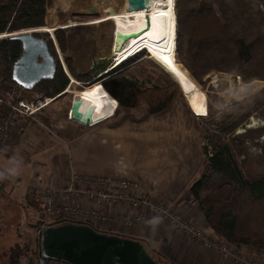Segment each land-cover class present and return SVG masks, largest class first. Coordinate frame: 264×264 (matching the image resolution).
Masks as SVG:
<instances>
[{
	"label": "trees",
	"instance_id": "1",
	"mask_svg": "<svg viewBox=\"0 0 264 264\" xmlns=\"http://www.w3.org/2000/svg\"><path fill=\"white\" fill-rule=\"evenodd\" d=\"M46 2L47 0H0V36L55 28L45 26ZM175 10L177 61L194 80L201 83L211 72H216L239 78L244 84L255 80L264 82V0H175ZM36 37L47 42L54 57L51 42L38 35ZM60 47L63 48L62 45ZM21 53L19 42L8 39L0 42V77L7 87L16 86L11 80V71ZM136 58H128L96 83L102 86L109 97L116 100L118 109L115 113L120 111L123 120L141 122L165 111L171 105L175 92L163 86L139 90L135 84L123 79L126 64ZM104 68L105 65L94 68L92 79L98 81V76L107 70ZM80 78L84 77L77 76V79ZM73 80L75 81L74 78ZM74 85L70 84V88ZM68 86V78L56 62L54 78L40 82L34 90L44 97L54 98ZM261 87L262 84L259 83L247 86L240 83L236 92L242 98L256 93ZM195 95L185 94L188 96V104ZM263 103L264 87L247 101L232 108V111H241L242 116L232 122L231 127L223 128L224 122L221 123L220 120L216 129L219 133L208 136L215 138L211 149L208 151L199 145L203 150V161L199 174L189 189L205 226L237 250L259 251L264 247V175L255 178L245 175L238 160L239 155L233 152L228 144L229 138L225 135L230 137L250 115L259 111ZM137 108L144 112L135 116ZM228 110L221 112V119L226 117L229 120L237 113L234 111L229 114ZM192 120L196 138L198 118L193 116ZM199 120L202 125L211 121L204 120L203 123V119ZM210 127L212 129L214 126ZM223 136L227 138L226 141ZM36 221L37 227L39 216ZM39 240L40 237L35 242L11 247L5 255L8 264H19L22 259L31 262L37 260L40 254Z\"/></svg>",
	"mask_w": 264,
	"mask_h": 264
},
{
	"label": "crops",
	"instance_id": "2",
	"mask_svg": "<svg viewBox=\"0 0 264 264\" xmlns=\"http://www.w3.org/2000/svg\"><path fill=\"white\" fill-rule=\"evenodd\" d=\"M106 1L103 4L102 0H94L97 5H105L106 9L113 12L126 8V0ZM53 2L57 4L55 0ZM78 2L84 4L83 0H67L65 5L73 7ZM52 4V1L49 3L47 0L45 24L47 21H55L63 14L67 16L70 11L68 8L55 9ZM57 9L58 13L55 11ZM104 54L101 52V55ZM106 59L93 58L88 69L97 64L99 66H95L96 69L106 66ZM83 85L87 86L85 83ZM97 88L99 89L98 84L87 88L92 93L89 108L95 124L85 126L68 118L72 101L77 97L76 91H81L75 87H72V93L71 88L67 90L73 100L67 104L57 103L60 101L57 98L41 113L40 116L45 118L29 124L25 139L11 155L15 156L20 170L9 173V165H0V193H4L9 187L6 195L15 198L16 184L22 182L20 177L24 175L20 173L29 165L34 174L28 179L24 194L27 206V190L38 172H42L41 187L46 185V176L51 174L55 180V188H61L72 173L135 180L139 184V196H147L170 209L183 221L204 228L203 216L189 194V189L199 174L203 154L195 138L193 112L184 98L185 94L181 92L184 102L174 100L165 111L141 122H134L123 120L120 111L114 114L116 101L108 95L107 98L104 97L106 93L99 92ZM44 126L50 127L57 137L44 132ZM19 204L22 203L12 202L14 209L19 208ZM91 207L102 209V205L98 204H91ZM105 209L111 215L129 213L125 206ZM152 220L154 218L150 217L144 224L131 228L118 223L98 222H92L89 226L102 233L138 240L156 264H231L222 261L215 254L205 252L166 222L160 221L154 226L150 223Z\"/></svg>",
	"mask_w": 264,
	"mask_h": 264
},
{
	"label": "rangeland",
	"instance_id": "3",
	"mask_svg": "<svg viewBox=\"0 0 264 264\" xmlns=\"http://www.w3.org/2000/svg\"><path fill=\"white\" fill-rule=\"evenodd\" d=\"M51 1L53 3V8L54 6L55 9L56 7L61 9L68 8L67 10L70 11L67 16L63 14V16L61 15V17L56 18L55 21H47L45 26H55V29H45V31H48V33H37V35L43 37L44 39L46 38L51 42L52 49L53 51H55L53 53L56 62H58V64L60 65V69L62 70L64 75L67 76L69 83L70 79L73 80V78L75 79V81H77L75 82L73 80L72 82L73 84H75L74 87L76 89L80 90L81 87L89 88L92 85L97 84V81L92 79V75H94L92 74V70L95 68V66H99V64L93 66L94 68L92 67L91 69H88V66L90 65L89 62H92L93 58H107L104 63L106 64V68L108 69L113 64H115V61H117V59H119L122 55L128 56L127 54L133 50V48L136 46L135 44L141 38H128L124 40L122 37L127 34L137 33L143 29L144 25L142 24H144V20L141 22L142 24H139V18L132 19V22L113 21L110 23H105L92 27L71 29L69 28L64 30L57 29L62 26V28H64V25L68 24L81 23L98 19L101 16L106 15L104 12L106 10V7H104L105 5H97L94 0H83L84 4L78 2L73 7L65 5V1L67 0H55L57 2L56 5L53 0H49V3H51ZM68 1L70 2L71 0ZM102 2L103 4L107 3L106 0H102ZM173 5L176 22L174 50L175 59L177 61L175 46L177 38V20L174 0ZM74 10L75 12H73ZM55 11L58 13V9ZM61 45L63 46V48L60 47ZM101 52H104L105 54L101 55ZM148 52L145 50L139 51L137 53V56H135L137 58L135 60H131L130 63L126 64L125 68L127 70L122 75V78L135 84L139 88V90L148 87H168L170 91L175 92L172 102L174 100L184 102L185 100L183 99L187 98L188 96H184L183 98L181 92L184 93L186 91L182 88L179 89L176 83H174V81L170 78V76L164 72L165 70L162 66V60H155L153 55H151L150 52L149 54ZM177 63L180 64L178 61ZM106 68H104V70ZM182 68L184 67L182 66ZM71 70L73 73L71 72ZM77 76H81L84 78L77 79ZM89 76L91 77L89 78ZM194 81L198 85V90L192 93V95H196L189 100V104L191 105L190 108L193 112L192 115L195 118H198L199 125L196 132V139L200 147L205 148L209 151L211 149L213 141H215V138L213 139L212 137L208 136H211V134L217 135L219 133L216 129L220 125V120L221 123L224 122L223 128L228 129L229 127H231L230 125L232 122H236V120H238L237 118H239V116H242L241 111L234 110L237 113H234L233 117L227 120L226 117L221 119V117L223 116L222 113H224V111L228 110L229 108L231 109L227 112H230L229 114L233 113L234 111H232V108H236V104L245 102V100L247 101L248 99H250L251 96L262 90L264 87V82L259 80L252 81L250 84L259 83L262 84V87L256 93L252 95L247 94L245 97L241 98L240 95H238V92H236L237 88L239 87V84L241 83L245 86L250 84H244L239 78L237 79L227 74L211 72L208 76L203 78L201 83L197 82L196 80ZM76 83H78V85H76ZM84 83L87 86H84ZM98 85V91L104 94V91L101 90V85ZM72 91L74 90H72L71 88L70 93H72ZM32 93L39 92H36L33 89V91L26 92V94L22 93L21 95L28 100L31 97L30 94ZM70 93H67L62 96L59 99L60 101H57V103H69L72 99V95ZM104 97L107 98V94H104ZM193 107H195L196 109ZM52 108L53 107H51V109ZM135 110V116L144 112L140 108H137ZM40 115L41 114L34 116V118L29 122V124H31L32 121L37 122L39 118L44 117ZM250 116L251 117H249L245 122H243L230 137L227 135L225 136L229 138L228 144L231 146L233 152L236 155L238 153V160L245 175H247L248 177L255 178L264 175V103L259 108V111ZM199 119H203V123L204 120L211 121L210 123H204V125H202L201 122H199ZM28 121L29 120H27V122ZM210 126L214 127H212L211 129ZM43 131L45 132V130ZM226 137L223 136V139L225 141L227 140ZM16 151L17 150L12 152L10 155H7L9 156V158H2L3 156H0V165L7 164L11 167V170L7 169V172L9 173H12L11 171L20 170L18 161L14 158L15 156H11ZM38 173L42 174V172ZM20 174L24 175L20 177L22 179V182L20 184H16V191L14 195L15 198L13 196L9 197L8 195H6L5 192L9 191V187L6 189L7 191H5L4 193H0V264H8L7 259H5V255H7V252L11 247H14V245L17 244L19 245L27 242H35V240H37L38 238L36 227V218L39 216L38 207L35 203L30 204L31 202L28 201L29 199L27 200L29 206H27L24 198L28 179H31L32 175L34 174L33 172H31V165L26 166V168H24L23 172H21ZM12 202H18L22 204H19V208L14 209L12 206ZM86 224L89 225L90 223ZM204 228L210 229L207 226H205ZM206 237H208V235ZM210 239L213 241L218 240L219 242L224 243V239L219 237L215 233L214 235H210ZM261 249H264V247ZM248 250L250 249H247V251ZM259 252L264 255V250ZM261 260L264 261V256L261 258ZM35 261L36 260H34V262ZM229 263L234 264L232 262Z\"/></svg>",
	"mask_w": 264,
	"mask_h": 264
},
{
	"label": "built area",
	"instance_id": "4",
	"mask_svg": "<svg viewBox=\"0 0 264 264\" xmlns=\"http://www.w3.org/2000/svg\"><path fill=\"white\" fill-rule=\"evenodd\" d=\"M116 63L117 61H115ZM26 92L18 86H5L0 77L1 155L7 156L17 150L25 139L28 124L34 116L47 110L53 101L64 94L63 92L54 98H47L32 93L27 100L21 95L22 93L26 94ZM117 109L118 103H116L113 113ZM68 118L70 119L69 114ZM27 120L29 121L27 122ZM45 132L57 137L55 132L50 129H45ZM42 179L40 173L36 174L33 184L27 190V200L29 199V202L35 203L39 210L38 237L48 228L67 223H118L126 228H131L144 224L150 217H159L160 221L166 222L168 226L177 229L205 252L217 255L224 262L264 264V261L261 260L264 255L259 252L264 249L259 251L254 249L248 251L245 249L237 250L225 241L221 243L218 240H211L210 235H214L212 230L196 227L192 223L185 222L177 214L151 198L139 196L140 188L135 180L72 173L61 188H55V180L52 174L46 176L44 187L40 185ZM91 204L102 205V209L92 208ZM119 206L128 208V215H111L105 209V207ZM207 235L208 237H206ZM37 260L32 263L27 259H22L19 264H38Z\"/></svg>",
	"mask_w": 264,
	"mask_h": 264
},
{
	"label": "water",
	"instance_id": "5",
	"mask_svg": "<svg viewBox=\"0 0 264 264\" xmlns=\"http://www.w3.org/2000/svg\"><path fill=\"white\" fill-rule=\"evenodd\" d=\"M126 1L125 11L128 13L141 10L148 11L151 2V0ZM149 29L150 19L146 17L144 30ZM36 35L37 33L33 32L0 39V42L8 39L21 44L22 53L12 66L11 80L16 86L27 92L32 91L42 81L52 80L56 74V62L49 51L47 42L37 38ZM127 35L122 36L124 40L138 38L141 34L137 32ZM139 51L144 50L143 48L133 49L127 54V57L117 61L115 66H119ZM111 70L109 69V71ZM103 75L102 73L98 76L97 82ZM82 101L83 99L78 97L72 101L69 110L70 120L85 126L95 124L90 108L80 111ZM39 243L38 264H48L49 262L63 264H156L138 240L116 234L102 233L86 224L67 223L48 228L41 233Z\"/></svg>",
	"mask_w": 264,
	"mask_h": 264
},
{
	"label": "bare ground",
	"instance_id": "6",
	"mask_svg": "<svg viewBox=\"0 0 264 264\" xmlns=\"http://www.w3.org/2000/svg\"><path fill=\"white\" fill-rule=\"evenodd\" d=\"M124 4L125 6H127V1L126 3L124 2ZM173 6H174L173 0H151L150 8L148 11L141 10V11H134L128 13L125 10H121V9H120L121 11L119 12H113L111 9H106L104 11L106 15L101 16L98 19H95L93 21L68 24V25H64V28H62L63 27L62 26L57 29L64 30L69 28L71 29V28L92 27L96 25L110 23L113 21L132 22L133 21L132 19L134 18L137 19L139 18L138 21H140L139 22L140 24L144 20V24L141 23L142 25H144V27L141 31H139V33L141 34L139 37L141 38L135 44L136 46L134 45L135 47L133 49L143 48L145 51L147 52L149 51L151 55H153L155 60L157 61L162 60V66L163 69L165 70L164 72L170 76V78L178 85L179 88H182L187 93L192 94L198 90V85L195 83L194 79L189 75V73L184 68H182V66L178 64L175 59L174 39H175L176 22H175ZM109 8H111V6ZM146 17H149L150 19V29L147 31L144 30ZM33 32H36L38 34L48 33V31H45V29L29 30L16 34H5L0 36V39L12 37V36H18L21 34H30ZM125 57L127 56L122 55L119 59H117V61L123 60ZM173 68L176 69L175 72L173 71ZM111 71L108 70L104 71L103 76H106ZM177 73H179V75ZM72 82L73 81H71L70 79V84H72ZM76 84L78 85V83ZM67 89L65 92H67ZM65 92L64 94H67ZM186 92L184 93L187 94ZM75 96L83 99L82 101L83 104L80 107V111L88 110L90 105V98L92 96L91 91L86 88L85 90H83V92H77ZM45 129H51V128L45 126L44 130Z\"/></svg>",
	"mask_w": 264,
	"mask_h": 264
},
{
	"label": "clouds",
	"instance_id": "7",
	"mask_svg": "<svg viewBox=\"0 0 264 264\" xmlns=\"http://www.w3.org/2000/svg\"><path fill=\"white\" fill-rule=\"evenodd\" d=\"M135 56H137V54H136V55L134 54L132 57H135ZM132 57H130V58H132ZM123 63H124V62H123ZM115 65H116V64H113V65H112L111 67H109L107 70H108V71H109V69L114 70L115 67H116ZM120 65H121V64H120ZM120 65H119V66H120ZM119 66H117V67H119ZM117 67H116V68H117ZM107 70H106V71H107ZM69 85H70V83H69ZM68 87H69V86H68ZM65 90H66V89H65ZM65 90H64L63 92H65ZM63 92H62V93H63ZM62 93H61V94H62ZM64 95H65V94H63L62 96H64ZM62 96H60V98H61ZM55 97H56V96H55ZM115 101H116V100H115ZM159 222H160V218H159V217H156V218H154V220L150 221V223H152L154 226H155V224H158ZM32 263H33V262H32ZM49 263H51V262H49ZM49 263H48V264H49ZM54 263H56V262H54Z\"/></svg>",
	"mask_w": 264,
	"mask_h": 264
},
{
	"label": "snow or ice",
	"instance_id": "8",
	"mask_svg": "<svg viewBox=\"0 0 264 264\" xmlns=\"http://www.w3.org/2000/svg\"><path fill=\"white\" fill-rule=\"evenodd\" d=\"M173 71L175 72V71H176V69H174V68H173ZM177 74L179 75V73H177Z\"/></svg>",
	"mask_w": 264,
	"mask_h": 264
},
{
	"label": "flooded vegetation",
	"instance_id": "9",
	"mask_svg": "<svg viewBox=\"0 0 264 264\" xmlns=\"http://www.w3.org/2000/svg\"><path fill=\"white\" fill-rule=\"evenodd\" d=\"M54 47V46H53ZM55 52V51H54Z\"/></svg>",
	"mask_w": 264,
	"mask_h": 264
}]
</instances>
